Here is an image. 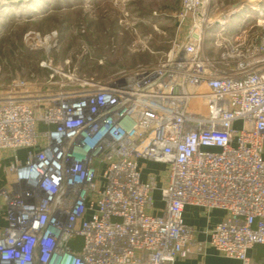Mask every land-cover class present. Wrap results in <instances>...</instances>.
Here are the masks:
<instances>
[{
  "label": "built area",
  "instance_id": "built-area-1",
  "mask_svg": "<svg viewBox=\"0 0 264 264\" xmlns=\"http://www.w3.org/2000/svg\"><path fill=\"white\" fill-rule=\"evenodd\" d=\"M199 5L181 0L177 31ZM221 19L206 12L182 47L105 81L44 62L41 83L0 82V264H174L203 250L186 206L223 212L208 245L258 264L248 252L264 246V35L228 36ZM213 23L215 56L203 44ZM148 164L161 168L145 174Z\"/></svg>",
  "mask_w": 264,
  "mask_h": 264
},
{
  "label": "rangeland",
  "instance_id": "rangeland-1",
  "mask_svg": "<svg viewBox=\"0 0 264 264\" xmlns=\"http://www.w3.org/2000/svg\"><path fill=\"white\" fill-rule=\"evenodd\" d=\"M180 2L29 0L2 6L0 82L7 85L12 80L30 78L41 83L48 73L42 66L44 62L101 81L121 70L156 63L165 58L174 42L183 41L189 29L177 31ZM208 10L207 19L213 22L222 18L228 31L264 35V0H209ZM218 30L215 23L204 30L207 53L217 52L214 40ZM29 32L38 33L40 41L25 38ZM53 33L54 37L44 41ZM5 153L0 151V163ZM19 156L23 157L24 151ZM160 168L148 164L144 172L155 173ZM3 174L6 179L4 170ZM154 200L160 205L158 190Z\"/></svg>",
  "mask_w": 264,
  "mask_h": 264
},
{
  "label": "crops",
  "instance_id": "crops-1",
  "mask_svg": "<svg viewBox=\"0 0 264 264\" xmlns=\"http://www.w3.org/2000/svg\"><path fill=\"white\" fill-rule=\"evenodd\" d=\"M2 8V6H0ZM225 33L228 36L238 33L239 31H228L225 27ZM220 31V28L218 32ZM217 32V33H218ZM216 34V33H215ZM214 55L212 53H209ZM264 159V153H263ZM10 163L9 154L5 153L2 157V163H0V188L3 187L9 177H3V170ZM4 168V169H3ZM146 177L144 176V179ZM1 205V199H0ZM161 205L157 204V209H160ZM224 218V213L219 210H213L206 212L201 208L186 206L183 211V222L185 225L190 226L194 230V240L197 244L202 246V252L196 253L192 251L186 259L177 260L174 264H240L239 261L234 259H228L215 251L208 245L209 232ZM248 255L258 264H264V246H256L248 252Z\"/></svg>",
  "mask_w": 264,
  "mask_h": 264
},
{
  "label": "water",
  "instance_id": "water-1",
  "mask_svg": "<svg viewBox=\"0 0 264 264\" xmlns=\"http://www.w3.org/2000/svg\"><path fill=\"white\" fill-rule=\"evenodd\" d=\"M28 1L29 0H0V6L6 7V6L13 5V4L27 3ZM208 9H209V0H200V5L198 8V11H197L196 15L194 16V18L192 20V24L190 25L188 32H187L185 38L183 39L180 47H182L186 43V41L188 39L189 32L194 28L195 25L200 23V21L202 20V18L205 15V13L209 11Z\"/></svg>",
  "mask_w": 264,
  "mask_h": 264
},
{
  "label": "trees",
  "instance_id": "trees-1",
  "mask_svg": "<svg viewBox=\"0 0 264 264\" xmlns=\"http://www.w3.org/2000/svg\"><path fill=\"white\" fill-rule=\"evenodd\" d=\"M24 5H26V4H24Z\"/></svg>",
  "mask_w": 264,
  "mask_h": 264
}]
</instances>
